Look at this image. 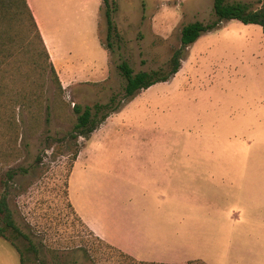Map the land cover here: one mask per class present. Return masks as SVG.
<instances>
[{"label":"rangeland","instance_id":"374dc122","mask_svg":"<svg viewBox=\"0 0 264 264\" xmlns=\"http://www.w3.org/2000/svg\"><path fill=\"white\" fill-rule=\"evenodd\" d=\"M109 1L114 2L115 33L108 38L101 0H37L56 53L61 91L47 71L42 103L49 107L48 124L44 110L31 116L20 105L10 129L2 131L0 123V195L5 193L14 225L26 239L10 230L5 235L21 252L23 264H135L98 242L68 199L70 183L73 199L83 201V180L89 175L105 190L98 194L92 186L91 199L97 202L100 196L101 207L109 205L120 191L138 188L123 177L129 165H201L189 173L200 175L195 184L203 201L230 214L261 211L264 33L259 26L223 21L187 48L174 77L123 102L91 141L68 136L74 104H106L112 96L120 101L119 63L134 72L164 68L179 46L181 28L213 19L212 0ZM231 1L252 9L264 3ZM9 170L16 173L11 180ZM122 201L160 200L141 193ZM4 244V262L19 264L15 249Z\"/></svg>","mask_w":264,"mask_h":264},{"label":"crops","instance_id":"0c3cea01","mask_svg":"<svg viewBox=\"0 0 264 264\" xmlns=\"http://www.w3.org/2000/svg\"><path fill=\"white\" fill-rule=\"evenodd\" d=\"M26 3L50 61L58 72L56 53L43 28L38 2L26 0ZM97 130L91 133L89 141ZM76 163L75 160L69 180ZM200 168L201 165L186 164L129 165L122 169L125 172L123 177L129 183L137 184L138 188L132 189L131 186L125 193L120 191L119 199L109 205L101 207L100 196H97V202L96 197L91 199L94 195L91 194L92 186L97 187L94 192L98 191V194L105 190L102 182L96 183L89 175L83 180V201L78 203L73 199L70 183L68 199L81 223L95 237L137 262L264 264V181L261 180V211L244 210L230 214L216 210V203L211 200H202L200 187L195 184L200 175L189 173L200 171ZM141 193L150 200L160 201H122ZM170 219L174 220L172 224ZM5 241L0 237V264H8L2 255L4 251L7 253Z\"/></svg>","mask_w":264,"mask_h":264},{"label":"trees","instance_id":"16d2710c","mask_svg":"<svg viewBox=\"0 0 264 264\" xmlns=\"http://www.w3.org/2000/svg\"><path fill=\"white\" fill-rule=\"evenodd\" d=\"M101 1L107 37L109 38L111 34L115 33L111 17V12L114 11V2ZM212 15L213 19L208 23L195 21L181 28L179 46L172 51L164 68L134 72L126 62L119 63L116 68L124 80L120 101L115 102V98L112 96L106 104L84 107L74 104L72 110L76 118L68 136L74 140L77 138L87 140L91 133L97 130L123 102L132 99L137 93L157 83L170 80L179 71L180 62L187 48L201 34L217 29L223 21L236 20L243 25H256L264 33V3L259 8L252 9L246 3L212 0ZM47 71L55 90L60 92V82L26 0H0V123H3L2 131L12 127V123L15 122V107L19 105L31 116L44 110V122L48 124L49 107L43 106L42 103L43 76ZM77 156L78 150H75L72 153L71 161L74 162ZM15 175L16 173L12 170L6 172L7 180L13 179ZM6 230L26 239V236L14 225L6 195L2 193L0 195V237L15 248L19 254V262L23 264L21 252L5 235ZM93 237L95 236L93 235ZM95 239L105 247L115 250L120 257L130 262L156 264L137 262L97 237ZM193 263L188 262L187 264Z\"/></svg>","mask_w":264,"mask_h":264}]
</instances>
